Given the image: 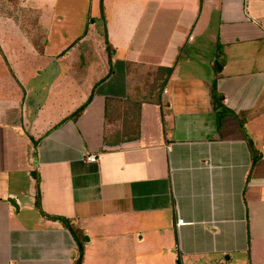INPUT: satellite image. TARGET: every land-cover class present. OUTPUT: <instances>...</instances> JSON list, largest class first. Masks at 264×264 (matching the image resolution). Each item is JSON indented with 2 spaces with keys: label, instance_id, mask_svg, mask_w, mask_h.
I'll return each instance as SVG.
<instances>
[{
  "label": "crops",
  "instance_id": "1",
  "mask_svg": "<svg viewBox=\"0 0 264 264\" xmlns=\"http://www.w3.org/2000/svg\"><path fill=\"white\" fill-rule=\"evenodd\" d=\"M44 215L82 264H264V0H0V264H74Z\"/></svg>",
  "mask_w": 264,
  "mask_h": 264
},
{
  "label": "trees",
  "instance_id": "2",
  "mask_svg": "<svg viewBox=\"0 0 264 264\" xmlns=\"http://www.w3.org/2000/svg\"><path fill=\"white\" fill-rule=\"evenodd\" d=\"M101 15H102V19H104L103 16V8L101 6ZM105 43H106V50L108 51V57L111 56L110 52L112 50V47L109 45L107 38L105 37ZM172 69H167L166 73L167 76H169L171 74ZM91 97L80 107L78 108L74 113H72V115L69 117L72 120L77 119L81 113L84 111V109L86 108V106L88 105V103L90 102ZM249 144V148L252 150V144L251 142H248ZM257 157L254 156L252 158V162L251 165L253 166L256 162ZM38 185V183H37ZM36 207L40 210V196H39V189L37 186V196H36ZM45 217L54 220V221H58L61 223V225L66 228L72 235V237L74 238L76 244H77V257L74 261V264H82L83 262V251H84V247L83 244L81 242L82 239V232L79 231L72 223L70 220L65 219V218H61V217H49L47 215H44Z\"/></svg>",
  "mask_w": 264,
  "mask_h": 264
},
{
  "label": "rangeland",
  "instance_id": "3",
  "mask_svg": "<svg viewBox=\"0 0 264 264\" xmlns=\"http://www.w3.org/2000/svg\"><path fill=\"white\" fill-rule=\"evenodd\" d=\"M25 19V22L29 25L26 27V30L31 33L32 32V28L30 26V22H31V18L30 17H26L24 18ZM35 20V19H33ZM102 35L104 36L105 38V32H104V29H103V33ZM105 45V46H104ZM104 45H103V49L108 53V51L106 50V43L104 42ZM52 78H53V75H49V74H44V75H40L38 78H36V82L35 84L37 86H40V87H43V86H46V85H49L51 82H52Z\"/></svg>",
  "mask_w": 264,
  "mask_h": 264
},
{
  "label": "built area",
  "instance_id": "4",
  "mask_svg": "<svg viewBox=\"0 0 264 264\" xmlns=\"http://www.w3.org/2000/svg\"><path fill=\"white\" fill-rule=\"evenodd\" d=\"M87 160H88L89 162L93 163V162L96 161V157H95V156H89V157H87ZM181 224H182V221H181V220H178V221L176 222V225H181Z\"/></svg>",
  "mask_w": 264,
  "mask_h": 264
},
{
  "label": "water",
  "instance_id": "5",
  "mask_svg": "<svg viewBox=\"0 0 264 264\" xmlns=\"http://www.w3.org/2000/svg\"><path fill=\"white\" fill-rule=\"evenodd\" d=\"M8 202L15 208L18 209L17 205L14 203V201H12L11 199H8ZM85 239L87 240V238L85 237Z\"/></svg>",
  "mask_w": 264,
  "mask_h": 264
}]
</instances>
